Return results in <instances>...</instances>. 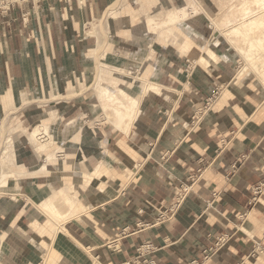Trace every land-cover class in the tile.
Here are the masks:
<instances>
[{
    "label": "crops",
    "instance_id": "0c3cea01",
    "mask_svg": "<svg viewBox=\"0 0 264 264\" xmlns=\"http://www.w3.org/2000/svg\"><path fill=\"white\" fill-rule=\"evenodd\" d=\"M143 2L3 4L0 134L41 119L63 139L56 143L61 153L46 169L45 154L39 155L33 143L18 146L17 165L23 167L15 168L18 187H0V264H126L142 244L151 245L147 256L154 264H190L219 236L224 242L204 264H264V252L255 251L264 249V94L258 85L264 79L256 75L257 84L247 72L234 76L233 55L219 40L212 36L214 51L208 33L196 28L179 34L172 43L176 47H163L149 62V78L171 91L144 99L136 122L117 120L89 131L75 125L85 101L77 93L96 72V52L90 51L103 45L100 31L90 25L119 17L131 22L130 7ZM131 36L129 26L115 29L104 45L128 52L135 46ZM182 37L190 43L189 55L208 44L219 59L189 64ZM198 169L179 210L158 222L173 185ZM66 184L78 197L65 216L72 238L55 235L53 222L36 207Z\"/></svg>",
    "mask_w": 264,
    "mask_h": 264
},
{
    "label": "rangeland",
    "instance_id": "374dc122",
    "mask_svg": "<svg viewBox=\"0 0 264 264\" xmlns=\"http://www.w3.org/2000/svg\"><path fill=\"white\" fill-rule=\"evenodd\" d=\"M150 1L151 3L149 4ZM147 4H149L148 8ZM132 6L135 9L130 7L131 14L129 17L131 22L127 17H119V19L115 21H110V23L103 21L102 23L93 22L90 25L92 30L95 28V30L98 29L100 31L98 39L103 45L97 48L95 47L94 50L90 51V53L94 51L96 52L95 56L92 55L94 56L93 60L96 62V72L95 69L92 70V73L88 75L89 78H87V86L84 84L82 85L80 91L77 90V94L84 97L85 101L81 104L80 114H78L75 118L77 120L75 125L78 123V125L83 126V130L89 131L95 126H108L110 125L108 122H115L117 120L120 121L122 116H117L111 105L104 106L102 104L103 99L98 95L99 91H96V87L97 90L99 85L106 86L110 89H112V87H120L124 89L129 96L136 97L141 92V88L146 86V83L140 79V77L151 79L149 78V62L156 58L157 54L160 53V50H163V47H176L172 43L175 39L180 40V37L178 36L179 34H189L196 28H201L208 33V43H212L210 47L214 51L216 50V47H214L213 41L211 42V40L212 36L218 35L216 39L219 40L220 47L227 48V50L233 55L235 62L234 76L238 67L244 65L248 69L246 74H248L250 80L254 79L257 83L256 75L264 79V65L261 67L262 69L253 70L252 72L251 67L245 64V61L239 52V49L245 47V45L242 44L240 40H236L234 35L226 38V30L229 28L228 26H224L227 17L236 16L240 18L245 9L255 13L257 9L254 0H144L142 4L139 5L137 3H133ZM111 16L113 17L114 13H112ZM173 16L174 19L172 20ZM256 17H259L258 19H264L262 12L257 14ZM128 26L132 31L131 37L135 46L132 49H129L128 52H120L116 49L109 51L108 43L107 45H104L108 39L107 35L114 32L115 29H124ZM253 29L254 34L257 36L262 32V29ZM92 32L96 33L97 31ZM204 44L205 43L202 42L200 46ZM198 49L199 47L197 50ZM136 50H143L144 52L143 54L134 52ZM182 51L188 55V61V57L193 53L189 55L190 49ZM256 52L258 55L264 57V52L257 50ZM149 53H152V55H150V58L147 59L148 64H146L144 60H141V67L139 71L130 70L131 67H127L126 69L124 65L119 67L117 66L118 63L125 60L131 63L128 59L129 57L135 61L136 56L144 59ZM183 59L186 61V57ZM189 64L191 63L189 62ZM128 71L133 74L126 76ZM258 85L261 87L262 93L264 94V82ZM120 98L123 102L127 101L126 97ZM124 120L126 121V119ZM124 120L123 123H125ZM42 123L43 121L41 119H36L32 123L26 122L25 126L22 128H16L17 130L21 129V132L12 131L10 128H6L5 132L0 134V178H2L1 176L8 169L13 172L11 174V178H4L5 183L0 182V187L10 185L18 187L17 178L20 175L15 168L23 169V167L22 165H17L16 155L18 153V146L23 144L25 141L31 142L32 140L33 145L36 146L38 142L45 145L47 141L51 139L54 143L50 147L46 150L39 149L36 152H38L39 155L44 153L45 158H48V160L53 159L52 162L57 160V153H61L62 151V148H59L60 145H56V143L60 144L63 139L61 134H54L51 124L48 130L49 132L43 134L39 138L34 139L30 133L35 126ZM62 125L63 122L59 121L57 123L56 127L59 131L61 130ZM75 125L71 126L70 129L75 127ZM65 132L66 137H64V140L67 138V135L69 136V134H67L68 131L66 130ZM70 135H72V132ZM55 150L56 152H54ZM4 155L6 156L5 158L3 157ZM3 158L4 160H2ZM57 162H59V160ZM73 172H71V174L77 176V172ZM127 176L132 178L134 174L128 172Z\"/></svg>",
    "mask_w": 264,
    "mask_h": 264
},
{
    "label": "bare ground",
    "instance_id": "6f19581e",
    "mask_svg": "<svg viewBox=\"0 0 264 264\" xmlns=\"http://www.w3.org/2000/svg\"><path fill=\"white\" fill-rule=\"evenodd\" d=\"M254 2L256 4V9H257L255 13L254 12L252 13L251 11L245 9L244 13L242 14L240 18L236 16H230L226 18V21L224 23V26H228L229 28L226 30L227 31L226 38L228 36L234 35L236 40H240L242 44L245 45V47H242L239 49V52L242 55L245 61V64L251 67L252 72L253 70L262 69L261 67L264 65V57L258 55L256 52V50L260 52L261 51L264 52V19H258L259 17H256L257 14L261 12L264 15V0H254ZM173 19H174V16L172 17V20ZM253 28H255L256 30L262 29L261 34L258 36L255 35ZM217 36L218 35L213 36L214 42H217L218 40L216 39ZM183 40H182V50L187 51L188 49H190V43H188L187 39L185 38H183ZM130 58L131 57H129L128 59L131 61V63L125 60V61H121L120 63H118L117 66L119 67L121 65H124L126 69L127 67H131L130 70L139 71L141 67L140 61L144 59H142L139 56H136V59L134 61L132 58L131 59ZM209 59L217 61L219 58L215 54V52L208 46V44H206L205 46L200 47L198 50L194 51L193 54L188 57V63L189 62L192 64H195L197 62L208 63ZM247 70L248 69L246 66L244 65L239 66L238 71H237V78L239 76L244 75L247 72ZM126 74H127L126 76H129L130 74H133V73H130L128 71V73ZM140 79H142L146 83V86L141 88V92L136 97L129 96L126 93V91L120 87L119 88L112 87V89H110L106 86L99 85L98 90L96 87V91H99L98 95L100 96V98L103 99L102 104L104 106L111 105L112 109L116 112L115 114L117 116L122 115L120 119L122 120V122L124 119H126V121H129L131 123L137 120L140 114L141 102L147 97L153 96V94H162V92L171 91L170 88L161 86L154 79L151 80V79H145L141 77ZM120 97L122 98L126 97L127 101L123 102ZM47 121L35 126L30 131L34 139L39 138L43 134L49 132L48 130L50 127V123ZM53 143L54 141L50 139L47 141L45 145H43V143L41 144L40 142H38L36 146L35 145L34 146L36 147V150H39V149L46 150ZM3 157L5 158L6 156L4 155ZM4 158L2 160H4ZM48 164H51V161L45 158V162L42 164V169H46ZM98 170L99 168H97L95 171L98 173ZM12 173L13 172L8 169L1 176L3 179L0 178V182L5 183L4 178H7V177L11 178ZM66 185H67L66 188L64 189L62 188V189L55 191L52 195L48 196L44 201L36 204L37 205L36 207L39 209V211L46 214L48 223H49V220L53 222L52 226H53L54 234L56 233L55 235H57L60 232H63L67 236L72 238V236L69 234L70 231L68 227L64 225L65 222L68 221L65 219V216L68 215L69 212L73 211L75 202L78 200V197H77V194L75 193V190L73 189L74 187L69 184H66ZM62 208H66V211L63 212ZM85 209H89V208L86 206ZM41 231L45 233L47 232L46 228L41 229ZM53 244H54V240H53Z\"/></svg>",
    "mask_w": 264,
    "mask_h": 264
},
{
    "label": "built area",
    "instance_id": "2783aa9c",
    "mask_svg": "<svg viewBox=\"0 0 264 264\" xmlns=\"http://www.w3.org/2000/svg\"><path fill=\"white\" fill-rule=\"evenodd\" d=\"M4 3H10V0H0V13L3 14L7 10L4 8ZM201 169H198L196 174L190 175L185 181H179L173 185V196L171 201L167 204V207L163 210V212L158 216V222H165L170 220L174 214L179 210V208L184 203L186 197L192 190V186L194 182L197 180ZM260 191V188L257 189L256 192ZM127 228L123 229V234L127 232ZM225 238L223 236L217 237V241L213 247H210L204 250V255L201 260H193L190 264H204V261L208 260L214 253L219 244L224 242ZM255 251L257 254L263 253L264 249L258 246L255 247ZM151 252L150 244H142L137 248L136 255L126 264H154V260H151L147 254Z\"/></svg>",
    "mask_w": 264,
    "mask_h": 264
}]
</instances>
